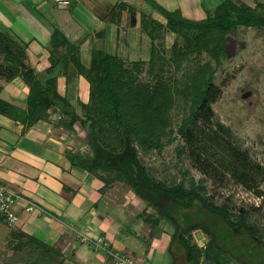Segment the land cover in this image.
Returning a JSON list of instances; mask_svg holds the SVG:
<instances>
[{"label":"rangeland","instance_id":"obj_1","mask_svg":"<svg viewBox=\"0 0 264 264\" xmlns=\"http://www.w3.org/2000/svg\"><path fill=\"white\" fill-rule=\"evenodd\" d=\"M113 1L120 3V0H108V3L92 0L88 3L89 10L104 21L103 30L97 27L98 23L92 27L93 22L78 29L80 23L71 15L73 7L62 11L66 27L71 33L78 30L87 32L79 41L74 40L73 34L59 30L58 26L56 33L47 39L49 33L43 34L46 29L37 33L31 24H24L25 19L20 23L24 29L14 26L15 32L11 23H6L9 29L0 30L1 60L6 61L8 57L18 55L16 62L26 63L34 55L40 56L42 61L37 66L40 74L35 72L34 75L47 78L56 66V73L72 81L71 88L65 89V95L69 97L67 101L73 100L72 105L81 109L83 107L87 113L89 111L82 105L77 93L78 83L82 77L83 83L86 82L84 89L90 93L93 83L76 73L78 69L74 62L81 59V49L89 47L90 42L89 50L92 52L86 56L87 64L83 66L86 72L91 71L89 76L95 81L94 87L99 86L97 73L103 72L99 82L101 87L121 88L123 92L119 97V106H116L115 94L106 90L110 102L107 109L103 106L104 112H109L112 118L114 113L120 118L125 117L127 122L120 125L104 116V128L97 130L99 147H103L105 154H110L112 159L114 155L123 154L126 146L130 145L136 158L155 182L164 183L168 187L183 184L186 188H192L193 185L207 199L208 206L214 205L215 208L226 210L234 226L232 230L227 225L222 226L223 237L217 241L222 251L212 249L208 258L202 257L199 264H264V28L238 26L224 33L210 29L205 35L202 34L200 41L206 39L201 44L204 50L215 47L221 35H224L226 47L234 45L231 55L220 56L217 60L206 50L197 51L198 47L193 46L197 38L191 32L178 35L170 32L166 27V18L153 7L155 4L167 11L182 10L185 18L201 21L213 13L222 14V4L225 2L256 8L257 3L264 4V0H136V7L141 9L140 3L143 2L149 6L147 10L131 7L128 3L122 6L120 3L115 8L118 4L111 6ZM59 7L65 9L68 6ZM38 11L44 18L46 16L47 21L58 25L47 13H53L51 9L38 8ZM258 15L264 17V7ZM12 16L4 14L1 19L7 22ZM107 28L112 31L104 40L102 36L106 34L104 30ZM94 42L99 43L101 48L95 44L93 46ZM92 55L97 58L94 65ZM206 64L209 67L204 70ZM212 74L220 95L212 105L210 119L200 121L195 127L196 132H202V138L198 137V140H202L201 145L205 147L207 137L203 135H219L221 146L230 145L244 154L254 167L251 173L254 179L247 183L248 186L239 182L233 171L228 169L232 162L228 150L222 154L217 146L211 144H208V150L212 157L209 158L207 172H204L202 151L200 156L192 155L186 138L179 132L193 109L195 97L200 94V79H207ZM53 76L56 74L53 73ZM97 101V106L102 104L101 97ZM97 110L101 111L99 106ZM87 123L91 124L89 121ZM220 126L226 131L220 130ZM84 135L81 137L82 140L84 138L85 142H82L87 150L80 153L79 157L88 160L94 157V152L88 135ZM223 157L229 162L227 167L216 162ZM102 160L105 162L107 159ZM103 167L100 164L92 167L88 165L84 170L100 180L101 194H104L106 205L122 216L117 217L121 225L117 235L120 244H115L118 251L113 249V252L111 248L109 252H119L121 255L115 256L124 258L128 264H189L182 242L172 239L174 225L161 218L154 207L135 194L125 172L120 169L104 170ZM110 217L116 221V216L110 214ZM1 221L0 225L8 229ZM111 225V229H118L115 224ZM247 227H253L256 235L246 232ZM87 230L88 234H85L79 227L73 234L75 237H91L89 234L92 229ZM4 236L0 234V264H72L67 255H59L60 245L51 247L53 240L43 243L40 239L17 234V238L10 242L11 238ZM185 238L191 246H198L203 255L212 245V237L203 230H196L185 235ZM103 253L106 252L100 251V254ZM112 256L104 257L99 264H119L117 258Z\"/></svg>","mask_w":264,"mask_h":264},{"label":"crops","instance_id":"obj_2","mask_svg":"<svg viewBox=\"0 0 264 264\" xmlns=\"http://www.w3.org/2000/svg\"><path fill=\"white\" fill-rule=\"evenodd\" d=\"M70 1L71 6L62 9L55 0H0V30L9 29L10 26L5 25L6 23L23 28L20 23L25 19L24 24L26 22L31 24L37 33L46 29L43 34L49 33L47 39L56 33V28L59 27V30L69 35L73 34L74 40L79 41L87 35V32L78 30L71 33L62 15V11L69 10L71 7H73L71 9L73 19L80 23L78 29L92 22V27L98 23L97 27H100V30L104 29V21L99 20V17L89 10L88 3L92 0ZM119 2L121 6L123 3H128L131 7H136V0H120ZM103 3H108V0H103ZM117 4L118 1H113L111 6ZM119 4L115 8L119 7ZM140 7L141 9L136 8L147 10L149 6L141 2ZM38 8L51 9L53 13H47L55 22L57 21L58 25L47 21L46 16L44 18ZM4 14L13 15L12 19L7 22L2 21L1 16ZM104 31L106 34L102 38L107 40V34L112 30L107 28ZM88 44L90 47L91 43ZM94 44L101 48L99 43H92L93 46ZM89 47L81 49L80 61L83 65L87 64L86 56L91 55L92 50H89ZM33 57L23 63V66L25 69L30 68L34 74L35 72L40 74L37 66L42 59L36 55ZM2 62L4 64L5 60L0 58V63ZM80 79L77 93L82 105L88 106L91 101L90 91L84 89L86 82L83 83L82 77ZM71 82L67 84L65 76L58 78L57 89L62 98L68 97L65 95V89L71 88ZM30 95L31 88L21 76L10 81L0 78V100L9 105L0 109V185L18 193L32 204L30 212L26 210L29 206L27 203L16 207L19 221L15 226H9L0 220L9 227L7 229L0 225V234L11 238L10 242L17 238V234L40 239L43 243L53 240L51 247L54 248L55 244L60 245L59 255H67L72 264H93L94 262L99 264L104 257L113 255L114 258V255H121L119 252L114 254L109 251L111 248L116 250L115 244H120L117 235L121 225L117 217L122 216L109 208L108 204L106 205L104 194H101L100 180L92 177L82 168L81 162L85 158L80 159L79 154H83L87 147L81 136L86 135L87 132L79 122L71 124L70 119L55 101L44 104L41 101L33 102L34 98L29 100ZM72 102L74 101L71 100L70 105H66L65 109L82 120L86 119L87 113L83 107L82 109L75 107ZM4 109L7 113L3 111ZM110 214L116 216V221L110 217ZM111 224H115L118 229H111ZM79 227L81 232H86L85 234H88L87 229L91 228L92 232L89 234L91 238L102 239L104 243H107V248L94 246L90 241L83 243L84 235L75 237L76 235L73 234ZM100 251L106 253L102 255Z\"/></svg>","mask_w":264,"mask_h":264},{"label":"trees","instance_id":"obj_3","mask_svg":"<svg viewBox=\"0 0 264 264\" xmlns=\"http://www.w3.org/2000/svg\"><path fill=\"white\" fill-rule=\"evenodd\" d=\"M147 1L150 2L149 0ZM70 6L71 5H69V7ZM257 6L258 7L256 8L250 7L246 4L237 6L233 2H225L224 4H222L224 11L222 14L215 15L216 13H213V15L206 20L192 21L185 18L181 10L167 11L162 7H159L155 4L153 5V7L157 8L158 11L166 18V27L170 30V32L177 35L190 34L191 32L194 35V38H197L194 39V43L196 44L193 43V46L196 45V47H198L197 51L204 52L206 50L217 60L220 56H228V54L226 53L225 39L223 38L224 35H221L218 44L215 45V47L209 48V50H204V48H201V44H203V42H206V39L205 41L201 42L200 36L207 31H210V29H218L222 33H224L238 26H244L247 28H264V17H260L258 15V13L262 11L264 4L258 2ZM60 44L62 43L60 42ZM205 47L207 48V45ZM17 56L18 55L10 56L7 58L4 64L0 63V78H4L10 81L14 80L18 76H21L22 79L31 88V95L29 97V100L34 98L33 102L41 101V103L43 104L45 102L49 103L51 101L52 103L55 101V103H57V105L61 107L63 112L70 119L71 124L79 122L81 127L86 132L88 131L87 135L91 141L90 145L94 152V157L92 159L83 160L81 162L82 168L88 165L92 167L100 164L101 166H104V170L120 169L125 172L126 175H128V183L135 194L142 200H145L147 203H149L152 207H154L157 211V214L161 218L166 221L168 220V222L170 221L174 225V233L172 235V239L182 242L184 251L186 253V259L189 264H199L202 257H205V259H207L208 254H210L212 249L218 250L219 252L222 251L217 244L218 239H221L223 237V235L221 234V231H224L222 229V226L227 225L230 229L232 228V226H234V224L229 221V214L226 212V210H224V208L218 209L215 208L214 205L208 206L207 199L203 195L198 193L197 189L194 188L193 185L192 188H186L183 184L168 187L164 183L155 182L148 175L145 168L136 158L134 150L130 148V145L126 146L123 154L114 155L112 159L110 154H105L103 147H99V137L97 135V130L99 131L104 128V116H107L106 119L115 120L116 122L120 123V125L127 124V122L125 121V117L120 118L117 114L114 113V118H112L109 115V112L105 114V110L103 109V106L107 109V106H109L108 103L110 102V96L107 94L108 92L106 93V90H111L112 93L115 94V105L119 106V97L120 95H122L121 93H123L121 88V90H117L114 87H110V89H107L108 87L106 89L102 88L99 82L102 78L103 72H101L102 74L100 72L97 73L98 75H96V77H99V82H96L99 86L94 87L95 81L89 76L91 71L86 72V68H84L82 62L78 58V60L74 62V66L78 69L76 73H78L79 76H85L86 79L90 80L93 83V87L90 93V105L86 106L89 112H87L86 119L82 120L76 117L74 113L69 112L65 109L66 105L69 102L67 101V98H62L57 92L58 78L62 77L63 75H59L58 73H56V66L49 72L47 78L37 77L34 75L33 71L30 68L25 69V67H23L24 61L16 62ZM92 60V64L94 65L97 61V58L92 55ZM93 65L90 69H92ZM206 66L207 64L203 66V69ZM208 67L209 66H207L204 70H207ZM53 73H55L56 76H53ZM104 75L106 76L108 75V73H104ZM200 82V94L195 97V101L192 105L193 109L183 123L179 132L182 137L186 138L188 146L191 147L192 155L197 154L200 156V152L202 151V162L204 163L202 170L204 172H207L206 168L209 167L208 161H210L209 158L212 157L208 150V144H211L217 146V148L221 150L222 154H225L226 150H228V153L231 156L230 158H232V162L229 163L227 161V158L225 159L224 157L219 160L217 159L216 162H219V164L224 167H227V163H229L228 169L230 171H233L234 177H236L237 180L242 184L248 186L247 183H249V181L252 182L254 179L251 177V173L253 174L252 171L254 170V167L253 164L247 161V158L244 154L238 152L236 148H233L230 145L224 144L223 146H221V141L219 140L221 139V137H219V135H216L215 137L203 135L204 138L207 137V144L205 147L201 145L202 140H198V137L202 138V132H196L195 127H197V124L200 121H208L210 119L212 115V105L217 102V99L220 95L219 89H217L214 85L213 74L207 79L205 77H202L200 79ZM67 83H69V80L67 81ZM98 93V96L102 98V101H100V103L102 104H98L101 111L97 110L98 106L96 102L98 103ZM94 105H96L95 108ZM7 106L9 105L4 104V102L0 100V109L3 107L6 108ZM3 111L7 113L5 109ZM154 115H152V117H155ZM88 121L91 123L90 125L87 123ZM90 129L91 132L89 131ZM220 130L224 132L226 131V129L222 126H220ZM198 133L201 134L198 136ZM103 158L104 160H107L103 162ZM224 163H226L227 165H224ZM212 169L215 172L217 171L216 168L214 169V167H212ZM200 189L203 190L202 187ZM239 224H241V222H239ZM196 230H203L205 233L212 237V245H210V247L207 249L205 255H203V251L198 246H191L189 241H187L185 238V235L192 234ZM246 232H248L252 236L256 235L255 229L253 227L248 228Z\"/></svg>","mask_w":264,"mask_h":264},{"label":"built area","instance_id":"obj_4","mask_svg":"<svg viewBox=\"0 0 264 264\" xmlns=\"http://www.w3.org/2000/svg\"><path fill=\"white\" fill-rule=\"evenodd\" d=\"M55 2L63 6H69L71 3L70 0H55ZM23 203L29 204L26 208L28 212L32 211V204L28 203L21 195L0 185V219L4 223L9 226H15L18 223L19 217L16 212V207ZM82 241H90L94 246H102L104 249L107 248V243H104L103 240L99 238L83 237ZM115 257L117 258V263L128 264L125 259L117 256Z\"/></svg>","mask_w":264,"mask_h":264},{"label":"water","instance_id":"obj_5","mask_svg":"<svg viewBox=\"0 0 264 264\" xmlns=\"http://www.w3.org/2000/svg\"><path fill=\"white\" fill-rule=\"evenodd\" d=\"M60 39L63 41L62 37ZM233 47H234V45H229V46L226 47V53L228 54V56L232 54L231 49Z\"/></svg>","mask_w":264,"mask_h":264}]
</instances>
